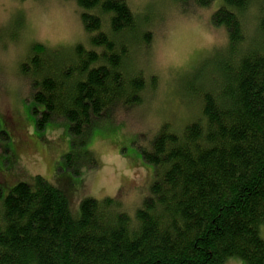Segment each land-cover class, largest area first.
Wrapping results in <instances>:
<instances>
[{
	"label": "trees",
	"instance_id": "1",
	"mask_svg": "<svg viewBox=\"0 0 264 264\" xmlns=\"http://www.w3.org/2000/svg\"><path fill=\"white\" fill-rule=\"evenodd\" d=\"M64 1L81 10L89 48L33 44L19 70L42 107L38 129L64 120L74 152L115 108L140 107L155 79L128 65L130 46L151 37L126 0ZM175 1L217 3L210 25L226 42L209 56L210 76L186 86L198 116L179 132L164 123L141 153L147 196L127 213L114 197L74 204L39 175L0 179V264H264V0Z\"/></svg>",
	"mask_w": 264,
	"mask_h": 264
},
{
	"label": "rangeland",
	"instance_id": "2",
	"mask_svg": "<svg viewBox=\"0 0 264 264\" xmlns=\"http://www.w3.org/2000/svg\"><path fill=\"white\" fill-rule=\"evenodd\" d=\"M126 2L141 30L151 37L147 45L136 39L130 46L128 65L148 80L154 78V87L145 88L140 107L115 108L111 119L98 121L79 146L85 147L70 152L64 120L54 119L38 129L42 107L32 101L29 81L19 65L27 60L33 44L89 48L81 10L73 1L0 0V179L4 183L31 182L39 175L64 190L74 204L86 197H114L127 213L147 196L153 173L141 153L149 150L164 123L170 125L169 131L179 132L198 116L197 103L186 98V86L207 76L209 56L225 45L226 36L210 25L217 3L191 10L175 0ZM4 118L13 131H8ZM85 149L94 159L88 166ZM260 233L264 240V229ZM228 264L244 263L231 258Z\"/></svg>",
	"mask_w": 264,
	"mask_h": 264
}]
</instances>
